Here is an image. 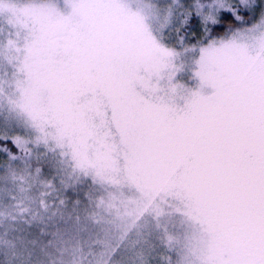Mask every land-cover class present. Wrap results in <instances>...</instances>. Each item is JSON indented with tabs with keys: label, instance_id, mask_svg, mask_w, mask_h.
<instances>
[{
	"label": "snow or ice",
	"instance_id": "obj_1",
	"mask_svg": "<svg viewBox=\"0 0 264 264\" xmlns=\"http://www.w3.org/2000/svg\"><path fill=\"white\" fill-rule=\"evenodd\" d=\"M0 264H264V0H0Z\"/></svg>",
	"mask_w": 264,
	"mask_h": 264
}]
</instances>
